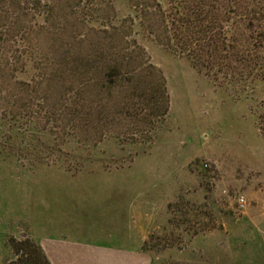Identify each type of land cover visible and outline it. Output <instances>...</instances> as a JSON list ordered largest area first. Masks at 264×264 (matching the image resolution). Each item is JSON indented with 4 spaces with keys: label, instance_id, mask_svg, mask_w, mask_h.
<instances>
[{
    "label": "rangeland",
    "instance_id": "obj_1",
    "mask_svg": "<svg viewBox=\"0 0 264 264\" xmlns=\"http://www.w3.org/2000/svg\"><path fill=\"white\" fill-rule=\"evenodd\" d=\"M131 16L129 0H0V264L22 243L51 264L65 244L264 264V53L183 50L159 15L152 35L121 30Z\"/></svg>",
    "mask_w": 264,
    "mask_h": 264
},
{
    "label": "trees",
    "instance_id": "obj_2",
    "mask_svg": "<svg viewBox=\"0 0 264 264\" xmlns=\"http://www.w3.org/2000/svg\"><path fill=\"white\" fill-rule=\"evenodd\" d=\"M129 1L134 8V16L124 21L121 30L131 26V30L136 28L142 37L146 33L152 35V20L159 15L166 33L169 31L171 38L178 41V46L181 39L187 40L188 44L182 45L183 50L200 51L203 48L200 41L213 38L220 42L215 43L214 51L224 52L230 46V51L236 58L246 52L264 53V0H151L153 6L136 2L138 0ZM128 33L130 32H123V37H128ZM229 38L232 39L231 45L227 46ZM28 39L26 37L24 42L28 54L24 58L25 72L22 77L29 82L35 81L32 78L35 68L29 55L38 46ZM209 51L212 53L211 49ZM6 77L4 70L0 69L1 87L5 85ZM8 114L4 110L3 118H8ZM23 245L25 243L11 248L12 255L20 259L19 264H51L40 247L36 245L24 249Z\"/></svg>",
    "mask_w": 264,
    "mask_h": 264
},
{
    "label": "crops",
    "instance_id": "obj_3",
    "mask_svg": "<svg viewBox=\"0 0 264 264\" xmlns=\"http://www.w3.org/2000/svg\"><path fill=\"white\" fill-rule=\"evenodd\" d=\"M78 251L70 244L59 245L51 251L52 264H150L148 255L137 252L115 249L89 253Z\"/></svg>",
    "mask_w": 264,
    "mask_h": 264
},
{
    "label": "built area",
    "instance_id": "obj_4",
    "mask_svg": "<svg viewBox=\"0 0 264 264\" xmlns=\"http://www.w3.org/2000/svg\"><path fill=\"white\" fill-rule=\"evenodd\" d=\"M243 200H241L240 202H242Z\"/></svg>",
    "mask_w": 264,
    "mask_h": 264
}]
</instances>
